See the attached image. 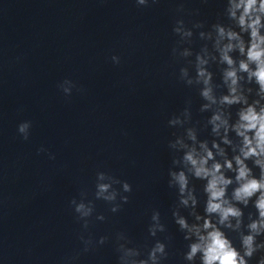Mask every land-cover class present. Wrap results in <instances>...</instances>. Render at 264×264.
<instances>
[{
    "label": "water",
    "instance_id": "95a60500",
    "mask_svg": "<svg viewBox=\"0 0 264 264\" xmlns=\"http://www.w3.org/2000/svg\"><path fill=\"white\" fill-rule=\"evenodd\" d=\"M223 7V0H157L148 7L136 0H0V188L63 262L117 264L116 234L143 245L153 210L174 248H184L171 220L168 142L177 130L168 120L189 99L194 119L203 117L197 92L178 79L184 65L172 56V28L178 18L189 27L210 25ZM194 41L198 51L202 42ZM65 80L75 85L71 96L59 87ZM25 121L28 140L17 130ZM98 172L129 183L132 192L117 213L95 201L85 230L70 201L82 191L94 198ZM194 184L202 195V182ZM81 235L109 239L85 253Z\"/></svg>",
    "mask_w": 264,
    "mask_h": 264
},
{
    "label": "clouds",
    "instance_id": "9594fccd",
    "mask_svg": "<svg viewBox=\"0 0 264 264\" xmlns=\"http://www.w3.org/2000/svg\"><path fill=\"white\" fill-rule=\"evenodd\" d=\"M150 2L157 0H136L140 7ZM223 4L210 25L196 21L189 27L178 18L172 28L178 37L172 56L184 65L178 79L197 92L203 117L194 119L189 99L168 120V127L177 130L168 142L172 156L168 187L176 195L171 220L185 246L174 248L160 211L153 210L143 245L134 244L124 232L116 234L117 264H264V0H223ZM176 11L185 9L180 6ZM194 36L202 42L198 51L193 49ZM111 59L120 63L118 56ZM59 87L71 96L75 85L65 80ZM30 129L31 122L25 121L17 130L28 140ZM203 133L207 137L201 139ZM194 181L202 182V195ZM131 192L129 183L98 172L94 198L82 191L70 205L86 230L95 201L117 213ZM96 219L104 221L105 216ZM108 239L102 236L94 242L80 236L85 253ZM77 258H67L64 264H75Z\"/></svg>",
    "mask_w": 264,
    "mask_h": 264
}]
</instances>
